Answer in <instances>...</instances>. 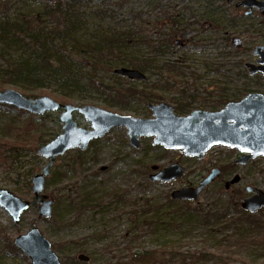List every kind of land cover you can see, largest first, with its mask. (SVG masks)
Masks as SVG:
<instances>
[{"label":"rangeland","instance_id":"rangeland-1","mask_svg":"<svg viewBox=\"0 0 264 264\" xmlns=\"http://www.w3.org/2000/svg\"><path fill=\"white\" fill-rule=\"evenodd\" d=\"M207 2H211L210 17L205 15ZM0 20H39L47 32L61 20H80L72 34H52L47 50L60 47L84 64L92 58L86 51L79 52L81 46L102 33L125 30L132 35L130 45L121 47L123 53L111 59L113 67L128 66L132 59L155 57L156 62L145 72L146 83L122 82L118 89H112V96L96 89L75 91L74 101H67L74 105L91 104L122 116L152 118L150 103L164 102L175 108L176 114L188 115L199 109L217 111L229 101L264 93V75H250L246 67L254 62V46L264 45V15L256 11L245 17L243 9L236 10L225 0H0ZM163 20L178 24L180 33L171 41L167 35L171 24H163ZM220 22L224 24L218 25ZM233 36L242 37L244 46H234ZM177 39L183 42L177 44ZM148 40L169 45L162 47L164 52L154 50L151 54L153 45ZM39 59L27 46L0 42V72L9 64L29 60L49 77L55 67ZM88 70L85 67L82 72ZM106 73L105 69L100 71L109 81L111 76ZM58 84L51 78L43 84L18 82L0 89L38 95L30 97L33 99L47 95L65 104L57 97ZM59 116L60 111L34 115L0 107V145L6 144L0 147L1 188L23 200H33L31 180L48 163L37 150L63 133ZM74 119L79 127L91 129L82 114L74 113ZM154 138L140 137V147L136 148L130 143L128 129L115 127L91 140L85 150L71 148L58 156L44 190L55 200L50 218L40 216L37 207H30L16 223L0 205V264H32L13 243L32 227L51 242L61 264H159L173 258L175 251L186 253L203 247L214 249L229 264H264V208L244 217L248 230L239 235H234L232 228L223 231L219 225H212L208 233L205 226L192 227L181 220L189 208L223 211L229 207L233 216L242 217L237 208L253 195L246 187L264 191V155L241 164L237 148L220 144L199 159L185 155L183 150L154 145ZM176 162L185 168L183 177L170 182L149 179L155 172L152 166L162 169ZM216 167L221 168L220 175L197 199L172 198L174 190L198 186ZM235 176L240 180L226 189L225 182ZM176 206L183 207L176 211ZM254 223L263 228L253 230ZM133 252L149 253L143 261H133ZM80 253L89 255L90 260H78Z\"/></svg>","mask_w":264,"mask_h":264},{"label":"water","instance_id":"water-1","mask_svg":"<svg viewBox=\"0 0 264 264\" xmlns=\"http://www.w3.org/2000/svg\"><path fill=\"white\" fill-rule=\"evenodd\" d=\"M237 5L246 7V14L252 13L254 8L264 13V0H241ZM182 42L180 39L176 40L177 44ZM232 44L239 47L243 40L240 37H233ZM253 54L259 56V59L257 65L247 64L250 75L258 72L264 74V45L254 46ZM115 73L131 80L146 79V74L130 67L117 68ZM0 104L10 105L34 115L60 110L59 120L63 123V133L38 148V154L47 158L48 163L41 173L35 174L32 178L33 200H23L7 189L0 188V205L16 223L30 206H38L40 216L50 218L55 201L43 194V190L46 186V177L50 175L57 156L63 155L71 148L79 147L85 150L91 140L105 135L115 127L125 126L128 129L130 143L136 148L140 147V137L154 136V145H161L166 149H180L185 155L199 159L213 146L220 144L237 148L242 153L238 160L241 164L264 155V93H250L239 101H229L224 108L217 111L193 110L187 116H177L174 108L164 102L150 103L149 108L153 110L152 118L122 116L91 104L82 106L62 104L47 95L28 98L14 89H0ZM76 112L91 123V129L78 126L74 119ZM152 169L155 172L150 174L149 179L161 182L181 178L185 172V168L177 162L163 169L158 166H152ZM220 173V168H213L198 186L174 190L171 196L179 200H195ZM239 180L240 177L235 176L225 183V188L229 189ZM246 191L253 195L243 200L241 207L244 210L256 213L264 208V191L253 186H247ZM14 243L31 259L32 264H61L51 242L36 227L17 236ZM78 259L86 262L90 257L80 253Z\"/></svg>","mask_w":264,"mask_h":264},{"label":"trees","instance_id":"trees-1","mask_svg":"<svg viewBox=\"0 0 264 264\" xmlns=\"http://www.w3.org/2000/svg\"><path fill=\"white\" fill-rule=\"evenodd\" d=\"M206 13L207 17L212 16L209 11L211 9V2L206 3ZM235 21V19H233ZM63 22V23H62ZM78 23L80 20H61L58 26L52 28L49 32L45 30V26L39 20H0V42L5 45H21L27 46L30 53L37 54L41 59L42 64L54 66V72L49 77L46 72H41L40 69L34 63H31L29 60L22 61L19 64H9L6 69L0 72V88L17 85L18 82L29 83V84H43L45 81H49L51 78L57 83L59 82L60 90L57 94V97L61 98L63 102L74 101L75 91H87L90 89H96L98 92L105 94L107 96H112V89H118L117 84H122V82L133 81L126 78H123L119 75L114 74V69L110 63L111 59L116 58L118 55H121V47H127L130 45V39L132 35L125 30L124 32L111 33L107 34L102 33L98 35L95 40H90V42L85 43L86 46H81L79 52L86 51L90 54L92 61L88 64H84L81 60L77 59L75 56H72L71 53L65 52L60 47H55V49H48L49 44L52 42L51 35L55 32H60L62 34H72L77 30ZM61 24L62 29H60ZM166 24V23H163ZM171 24V25H170ZM223 22H220L218 25H223ZM166 25H170L168 28L172 29L167 35L171 37L176 36L180 33V30L177 29L178 24L175 20ZM176 27V28H175ZM134 35V34H133ZM137 35V39L141 38L140 35ZM149 43L153 46V51L151 54L157 51V53L164 52L162 49L163 46H168L160 40L151 41ZM156 44L157 46H154ZM84 47H86L85 50ZM36 48V49H35ZM52 49L51 52H49ZM77 50V47H75ZM154 52V53H155ZM156 62L154 56L140 59H132L128 61V66L130 68H135L141 72H146L153 63ZM112 65V66H110ZM86 68H89L87 72H82ZM106 70L105 75L111 76V79L107 81L105 77L100 74L101 70ZM103 75L105 71L102 72ZM84 81V84L81 82ZM147 81V80H146ZM143 83H146L145 81ZM79 88V89H78ZM28 92V91H24ZM25 96L34 97L38 95H31L29 92L25 93ZM151 99V98H150ZM0 107L12 108L5 104H0ZM5 143L2 144L4 147ZM0 145V147H2ZM10 149V148H8ZM185 204H189L186 201ZM183 206L175 207L176 211L182 209ZM179 208V209H177ZM242 217L233 216L229 212V207L225 208L223 211L218 209L212 210H198L190 209L185 210L182 216V223L188 224V226H201L204 227L207 232H210L212 225H219L220 229L223 231L228 230L229 228L234 229V235H239L241 232L248 230V228L243 224L246 221V218L253 214L248 213L240 208H237ZM221 220V222H220ZM253 230L257 228H263V225H252ZM263 232V231H262ZM213 238V235H210ZM205 240L210 239L209 237H204ZM216 240V239H215ZM264 242V239L261 240ZM221 243V242H220ZM217 246V245H216ZM214 246V247H216ZM14 249L20 253V251L14 247ZM226 249L219 250L220 252L225 251ZM145 253H131V258L133 261L146 259ZM138 254V255H137ZM140 257V258H138ZM229 264L226 258L219 257L217 252L210 251L207 247H203L200 250H195L192 252H174L173 258L168 257L166 260L162 261L159 264Z\"/></svg>","mask_w":264,"mask_h":264},{"label":"flooded vegetation","instance_id":"flooded-vegetation-1","mask_svg":"<svg viewBox=\"0 0 264 264\" xmlns=\"http://www.w3.org/2000/svg\"><path fill=\"white\" fill-rule=\"evenodd\" d=\"M225 1H226V0H225ZM240 1H241V0H232V2L228 3V2L226 1V3H227V4H234L236 10L243 9V10H244L245 17H251V16L255 15V12H256V11H258V14H259V15H261V16L264 15V13H262V11L259 10V9H257V8H254L253 11H252V13L246 14V10H247V8L244 7V6H238V5H237V3L240 2ZM232 21H233V20H232ZM167 22H170V21L163 20V23H167ZM233 37H238V36H233ZM233 37L231 38V43H232V39H233ZM240 38H242V37H240ZM177 40H178V39H177ZM242 40H243V44H242L241 46H244V39L242 38ZM239 47H240V46H239ZM258 59H259V56H255V55H254V62H253L252 64L257 65V64H258ZM247 64H248V63H247ZM247 64H246V67L248 68ZM248 71H249V68H248ZM256 74H258V75L260 76V74H262V73H261V72H258V73H256ZM262 75H264V74H262ZM147 79H148V77L146 76V80H147ZM240 100H241V99H240ZM234 101H235V100H234ZM236 101H237V100H236ZM238 101H239V100H238ZM174 112H175V108H174ZM175 113H176V112H175Z\"/></svg>","mask_w":264,"mask_h":264}]
</instances>
